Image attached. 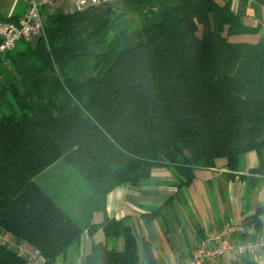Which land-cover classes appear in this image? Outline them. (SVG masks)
Listing matches in <instances>:
<instances>
[{
    "label": "trees",
    "instance_id": "1",
    "mask_svg": "<svg viewBox=\"0 0 264 264\" xmlns=\"http://www.w3.org/2000/svg\"><path fill=\"white\" fill-rule=\"evenodd\" d=\"M244 19L217 0H115L47 15L45 36L0 60L15 74L0 82V230L57 264L103 229L125 249L93 242L86 264H138L129 226L93 223L112 190L171 165L189 185L196 169L224 158L237 171L250 152L259 158L250 173L264 178V42L246 39L261 29ZM62 159L84 184L70 195L50 184ZM261 212L247 221L258 234ZM148 256L163 264L150 247ZM0 264L28 262L0 245Z\"/></svg>",
    "mask_w": 264,
    "mask_h": 264
},
{
    "label": "crops",
    "instance_id": "2",
    "mask_svg": "<svg viewBox=\"0 0 264 264\" xmlns=\"http://www.w3.org/2000/svg\"><path fill=\"white\" fill-rule=\"evenodd\" d=\"M217 1L220 4L230 3L233 11L244 17L247 24L260 27L257 35L246 39L264 42V5L254 0ZM15 8L14 3L6 15L19 14L22 17L25 3ZM20 48L21 43L15 50ZM0 56V60L5 59V55ZM3 68L15 76L9 62L1 61L0 82L10 77L3 72ZM258 165L256 152L242 156L237 171L229 170L226 160L224 163L216 161L215 167L196 169L195 178L189 185L183 184L186 173L175 166L155 168L146 183L139 186L120 185L112 190L107 195L106 212H97L92 218L93 223L114 219L129 226L137 241L138 264H150L149 247L163 259V264H182L193 255L211 230L226 226L230 228L234 240H254L264 236V178L250 173ZM259 209L262 210L259 216L262 222L260 234L254 225L247 222ZM99 230L93 236L84 233L78 248L70 250L57 264H86L93 242H104L111 250L125 249L123 236H106V240L96 242L94 236ZM231 258L234 257L226 255L208 264H226ZM253 260L262 264L264 255Z\"/></svg>",
    "mask_w": 264,
    "mask_h": 264
},
{
    "label": "built area",
    "instance_id": "3",
    "mask_svg": "<svg viewBox=\"0 0 264 264\" xmlns=\"http://www.w3.org/2000/svg\"><path fill=\"white\" fill-rule=\"evenodd\" d=\"M26 11L19 23L0 20V55L14 51L22 42L31 43L45 36L47 15L63 13L75 14L87 9L103 6L115 0H22ZM0 245L13 251L18 257L27 260L28 264H46L41 252L29 247L23 241L7 236L0 230ZM226 255L242 259H257L264 255V236L254 240H234L228 226L211 230L197 246L193 255L182 264H208Z\"/></svg>",
    "mask_w": 264,
    "mask_h": 264
},
{
    "label": "rangeland",
    "instance_id": "4",
    "mask_svg": "<svg viewBox=\"0 0 264 264\" xmlns=\"http://www.w3.org/2000/svg\"><path fill=\"white\" fill-rule=\"evenodd\" d=\"M22 2H23L22 0H0V14H1V16L2 17H8L6 15V13L9 12L10 9L14 7V3H15V7H16L15 9H17L22 4ZM5 69L6 68H3V72L11 77V75H12L11 71L9 72V70H5ZM217 161H218V163H224L225 159L220 158ZM52 172H53L54 178L56 175L58 177L55 180L50 181V184L53 185L52 187H55V186L62 187L64 189H66L68 195L72 194L71 189H75L77 184H80V186L82 185L84 187V184L81 182L80 179H71L70 180L71 173H74V172L76 173V171L74 170V166L72 164H70L69 162H67L65 159L60 160L56 164V166H54V168H52ZM62 184H63V186H62ZM82 193H84L83 190L80 192V194H82ZM79 199H81V198L79 197ZM81 207L82 206L80 205V208ZM94 237H95L96 242L102 241L104 239L106 240V235H105V232L103 229L99 230V232ZM74 248L75 247L73 246L71 250H74ZM60 259H62V258H60Z\"/></svg>",
    "mask_w": 264,
    "mask_h": 264
},
{
    "label": "water",
    "instance_id": "5",
    "mask_svg": "<svg viewBox=\"0 0 264 264\" xmlns=\"http://www.w3.org/2000/svg\"><path fill=\"white\" fill-rule=\"evenodd\" d=\"M254 1H256V2H258L260 4H262V5H264V0H254Z\"/></svg>",
    "mask_w": 264,
    "mask_h": 264
},
{
    "label": "clouds",
    "instance_id": "6",
    "mask_svg": "<svg viewBox=\"0 0 264 264\" xmlns=\"http://www.w3.org/2000/svg\"><path fill=\"white\" fill-rule=\"evenodd\" d=\"M262 264H264V262H262Z\"/></svg>",
    "mask_w": 264,
    "mask_h": 264
}]
</instances>
